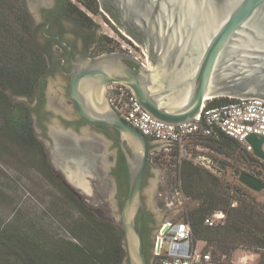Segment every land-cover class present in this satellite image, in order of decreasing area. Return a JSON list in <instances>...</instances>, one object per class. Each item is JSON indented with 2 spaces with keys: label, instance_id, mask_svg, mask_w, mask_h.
Listing matches in <instances>:
<instances>
[{
  "label": "water",
  "instance_id": "water-1",
  "mask_svg": "<svg viewBox=\"0 0 264 264\" xmlns=\"http://www.w3.org/2000/svg\"><path fill=\"white\" fill-rule=\"evenodd\" d=\"M99 1L104 14L127 35L106 5L145 38L146 46L137 42L145 49L149 63L144 65L118 51L94 58L71 57L69 98L84 123L120 133L130 173L128 195L120 212L127 260L129 264H150L137 218L144 206L151 144L113 109L106 86L125 84L150 117L171 126L195 121L212 99L264 101V0ZM246 140L253 155L264 162V136L252 134ZM204 163L225 175L224 163L216 159H205ZM58 167L73 185L65 168L78 170L79 165L63 159ZM233 176L248 190L264 194L260 172L234 171Z\"/></svg>",
  "mask_w": 264,
  "mask_h": 264
},
{
  "label": "trees",
  "instance_id": "trees-1",
  "mask_svg": "<svg viewBox=\"0 0 264 264\" xmlns=\"http://www.w3.org/2000/svg\"><path fill=\"white\" fill-rule=\"evenodd\" d=\"M76 1L92 14H97L100 9L98 0ZM65 13L83 28L93 27L90 17L70 0H67ZM35 35L34 19L26 0H0V151L11 153L12 149H17L26 152L31 157V166L38 169L52 186L60 189L63 194L60 209L65 208L67 220L73 217L69 211L78 214L68 226L77 242L51 237L32 224L30 231L8 226L0 229V264H124L127 252L123 228L98 219L58 180L43 144L36 137L32 109L25 102L16 100L27 98L33 101L47 75L48 60ZM112 52L115 49H109L107 53ZM231 100L212 99L207 106H218ZM200 140L215 153L213 155L241 159L255 170L258 168L264 172V163L236 140L226 135L218 141ZM213 155L209 154L208 158L213 159ZM174 170L189 202L199 204L196 209L188 208L194 241L206 242L216 260L222 256L231 257L240 250L257 254L258 264H264V205L245 192L239 193L238 189L231 194L229 186L201 164L183 160ZM126 177V187L120 185L119 197L123 200L129 190L127 171ZM218 212L226 216L224 225H206L205 219ZM139 220L137 227L145 246L147 224L143 222L139 226ZM145 252L147 254L146 246Z\"/></svg>",
  "mask_w": 264,
  "mask_h": 264
},
{
  "label": "rangeland",
  "instance_id": "rangeland-1",
  "mask_svg": "<svg viewBox=\"0 0 264 264\" xmlns=\"http://www.w3.org/2000/svg\"><path fill=\"white\" fill-rule=\"evenodd\" d=\"M52 1V0H50ZM73 4L83 10L93 22V27L88 28L89 38L92 39L90 45V55L96 57L101 54H105L109 49H116L119 47L122 40L127 38L122 34H126L121 30L114 29L112 23H114L109 17H107L102 11V5L97 14H92L83 6H81L76 0H70ZM99 1V0H98ZM100 3V1H99ZM36 18L39 19V4L34 5L31 8ZM67 34L66 37L69 40H74V34L84 35L87 32L82 26L72 22H66ZM127 35V34H126ZM129 36V35H127ZM36 40L38 44L42 42V37L37 34ZM110 40V42H108ZM66 85L68 80L61 78L59 75L48 79L46 91L48 93L49 100L47 101V108L54 110L56 113L67 114L69 117H74L73 105L66 99ZM55 96V101L52 99ZM54 122L59 123L57 117H53ZM37 126V125H36ZM38 138L44 143L45 150L51 162L58 160V155L55 156L50 153L49 142L43 136L42 130L36 127ZM83 134L88 135L91 129L86 126L82 127ZM97 136L106 143L105 138L97 134ZM108 145V144H107ZM264 149V146H263ZM116 149H113L115 152ZM237 155V154H236ZM224 163L227 167L226 174L221 176L217 174L212 168L207 169L212 171L216 176L221 178L222 183L225 186H229L231 194L234 193V189L242 190L255 198L260 204L264 205V194L256 193L248 190L241 185L238 180L233 176L234 171H246L250 173L259 172L258 168L249 166L241 159L227 158L225 156L213 155V159ZM160 160L152 159L150 164V173L146 178L143 189V203L149 210L155 213L156 223L154 225L153 239L155 240L156 233L162 226V224L168 220L174 219L178 214L168 207L160 205L158 200V192L161 185V177L165 173L168 176L170 183L173 182L175 170L165 160L161 154ZM203 158H208L204 155ZM30 155L22 150L12 149L11 153H4L0 151V229L9 227H20L24 231H30L29 226L32 224L37 230H43L51 237L64 238L77 242L73 237L68 226H71L72 218H76L78 214H73V217H69L67 220L65 208L60 209L62 206V197L60 189L52 186L41 172L33 168L30 164ZM211 159V158H210ZM261 163H264L260 160ZM51 164V163H50ZM53 167V165H52ZM75 170V169H72ZM56 176L60 182H62L70 191L74 192L80 200L87 205L88 208L98 217V219L110 222L114 225H120V212L124 200L119 197L117 192L116 183L111 180L109 183H100L99 176L94 175L93 180L89 181L90 191L83 192L79 190L76 185L69 184L65 176L59 169L55 170ZM90 173H88L89 176ZM91 176V175H90ZM264 178V174L262 173ZM189 202V201H188ZM199 206L198 202L190 201L188 208L196 209ZM242 255V251L237 250L224 261L226 264H231V261H237L238 257ZM154 257V250L151 249L152 261ZM124 264H129L126 259ZM258 264V260L257 263Z\"/></svg>",
  "mask_w": 264,
  "mask_h": 264
},
{
  "label": "built area",
  "instance_id": "built-area-1",
  "mask_svg": "<svg viewBox=\"0 0 264 264\" xmlns=\"http://www.w3.org/2000/svg\"><path fill=\"white\" fill-rule=\"evenodd\" d=\"M127 40L119 41L115 49L126 52L144 65L149 59L145 49L133 38L123 34ZM107 96L113 109L127 123L138 129L147 137L151 144L150 164L152 159L160 160L163 156L173 168L183 160L193 162L194 165L204 163V155L215 154L208 147L201 144L200 139L218 141L226 135L239 142L244 149L253 155V149L247 142L249 135L264 136V101L259 99H232L230 102L218 106L206 105L190 123L171 126L160 123L150 117L138 101L132 90L123 83L113 82L106 86ZM194 152L196 155H194ZM210 169V166L208 165ZM161 206L168 207L178 213L174 219L162 224L154 240V257L150 264H220L227 256L216 260L212 249L207 243L194 241L191 222L188 217V201L182 189L180 177L175 173L170 183L164 173L158 192ZM226 216L218 212L205 219L210 227L224 225ZM166 229V230H165ZM160 242V244H158ZM258 255L242 251L237 261L231 264H256Z\"/></svg>",
  "mask_w": 264,
  "mask_h": 264
},
{
  "label": "flooded vegetation",
  "instance_id": "flooded-vegetation-1",
  "mask_svg": "<svg viewBox=\"0 0 264 264\" xmlns=\"http://www.w3.org/2000/svg\"><path fill=\"white\" fill-rule=\"evenodd\" d=\"M26 2L34 19L35 36L38 34L42 37V42L39 45L46 54L48 69L47 75L42 80V84L34 100L30 101L27 98H20L17 101L25 102L29 105L33 111L32 118L36 137L38 138L36 127H39L42 130L43 136L49 142V147L53 149L50 153L54 159L58 155L57 158L59 159L56 160V158V161L51 162L45 150L48 162L49 164L51 163L50 165L54 173L56 169L61 171L58 164L63 159L71 162H73L72 159H84L85 161L82 163L79 161V165L84 167L87 173H90L91 176H87L90 181L93 180L94 175L99 176V181L103 184L114 180L117 192L120 195V185H123L124 188L126 187V171L128 176L130 175L127 160L124 154L122 155L123 152L120 145L122 138L120 133L112 128L92 127L84 123L77 115L74 104L69 98L68 87L70 77L68 74L71 70V57L73 60L85 56L94 58L89 52L92 39L89 38L88 29L83 28L87 32L84 35L74 34V40H69L66 37L68 32L66 22L70 20L65 13L67 0H26ZM36 4H39V19L36 18L31 10ZM106 10L132 38L143 46H146L145 38L137 30L127 27L119 19L118 12L113 7L106 5ZM112 25L115 29L120 30L115 23H112ZM57 75L68 80V85H66V99L73 105L74 117H69L63 113H56L54 110L47 108L46 104L49 100L46 91L48 79L56 77ZM52 99L55 101V96ZM53 117H57L59 123L54 122L52 120ZM86 126L91 129L88 135L83 134L81 131V128ZM97 134L102 135L106 143ZM41 143L44 147V143L42 141ZM125 145L129 148L127 143ZM113 149H116L115 152H113ZM259 172L264 174L262 170ZM149 173L150 167L147 170L146 178ZM62 174L64 175L63 172ZM138 218L140 219L139 226H142L143 222L147 224L145 246L150 261L151 249L154 247L153 232L156 223L155 213L144 205Z\"/></svg>",
  "mask_w": 264,
  "mask_h": 264
},
{
  "label": "bare ground",
  "instance_id": "bare-ground-1",
  "mask_svg": "<svg viewBox=\"0 0 264 264\" xmlns=\"http://www.w3.org/2000/svg\"><path fill=\"white\" fill-rule=\"evenodd\" d=\"M135 152L137 153L138 149H135ZM72 161L79 165V161L82 163L85 160L84 159H81V160L72 159ZM79 167L81 166L79 165ZM82 170L85 171V168L81 167L78 170H69V171L65 168V171L68 172L67 174H68L70 181L74 185H76L79 190H82L83 192L90 191L89 182H88L89 180L87 179L88 173L85 172V174L84 173L82 174Z\"/></svg>",
  "mask_w": 264,
  "mask_h": 264
}]
</instances>
